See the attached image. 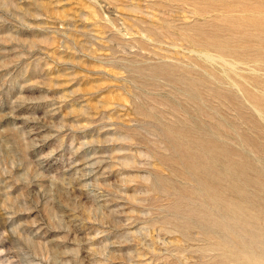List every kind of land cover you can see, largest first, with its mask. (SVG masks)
I'll list each match as a JSON object with an SVG mask.
<instances>
[{"label": "rangeland", "instance_id": "374dc122", "mask_svg": "<svg viewBox=\"0 0 264 264\" xmlns=\"http://www.w3.org/2000/svg\"><path fill=\"white\" fill-rule=\"evenodd\" d=\"M0 264H264V0H0Z\"/></svg>", "mask_w": 264, "mask_h": 264}]
</instances>
